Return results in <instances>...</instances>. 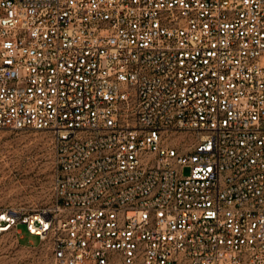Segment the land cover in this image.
Instances as JSON below:
<instances>
[{
  "label": "built area",
  "instance_id": "1",
  "mask_svg": "<svg viewBox=\"0 0 264 264\" xmlns=\"http://www.w3.org/2000/svg\"><path fill=\"white\" fill-rule=\"evenodd\" d=\"M0 130L51 138L0 235L52 264H264V0H0Z\"/></svg>",
  "mask_w": 264,
  "mask_h": 264
},
{
  "label": "rangeland",
  "instance_id": "2",
  "mask_svg": "<svg viewBox=\"0 0 264 264\" xmlns=\"http://www.w3.org/2000/svg\"><path fill=\"white\" fill-rule=\"evenodd\" d=\"M52 172L47 133L0 130V212L41 209L48 201ZM187 174L184 169L182 175ZM0 264H52L51 253L19 226L0 235Z\"/></svg>",
  "mask_w": 264,
  "mask_h": 264
}]
</instances>
